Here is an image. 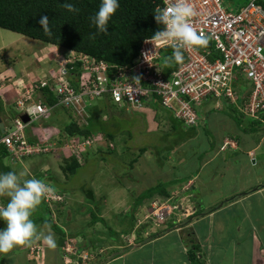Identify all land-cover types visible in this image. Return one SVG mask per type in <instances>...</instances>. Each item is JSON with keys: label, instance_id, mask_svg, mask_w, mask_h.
I'll use <instances>...</instances> for the list:
<instances>
[{"label": "rangeland", "instance_id": "1", "mask_svg": "<svg viewBox=\"0 0 264 264\" xmlns=\"http://www.w3.org/2000/svg\"><path fill=\"white\" fill-rule=\"evenodd\" d=\"M242 2L244 0H223L225 7L230 11H237L241 7ZM32 42V39L24 35L0 28V45L7 44L5 48L0 49V65H10L12 62L21 60L26 56H28L27 59L30 61L31 58L36 59L35 49L40 48L35 47L36 43ZM72 52L75 51H67L62 54L59 68L57 69L60 74L69 60L68 57L72 56ZM47 63L48 61H45L44 58L41 63L37 61L40 68H43ZM37 76L32 75V78H34L33 82L37 81ZM31 85V87L23 86L17 92V97L13 98H19L20 94L24 92L23 90L35 88L33 83ZM35 98L40 101L44 100L39 95H36ZM92 104V106L97 107L96 111L104 120H109L112 115L115 116L120 113V111L114 110L110 111L111 115H109L104 110L105 113L103 114V111H101L103 105H101L102 101L100 100ZM217 104L216 100L205 103L201 109L202 115L200 116L199 125L194 128H188L182 123L181 127H178L177 133L173 132L170 121H164V119H168L170 113L167 112L159 100H153L143 110H132L128 106H126L127 108L123 107L126 109V112L124 111L125 114L123 112L121 114L124 118H117L115 122L120 127V132H123L121 134L124 135L116 140V143H113L115 150L112 151L111 156H107H110L109 159L103 160L104 155L98 156L97 150L99 147L105 150L104 152H108L107 145L109 143L103 139L98 141L91 149L89 148L90 150L87 151V148L83 149L84 153L81 154L83 156L82 167L77 170L75 175H71L68 179H64V182H60L61 184H57L55 180L53 184L57 187V190L58 188L63 190V194L66 196V204L59 211H55L56 208H54V212L51 211L53 216L50 218L57 221V226L62 224L61 227L63 229L70 225L69 228L73 230L71 234L79 236L72 242L76 246L70 244L63 250V254L65 252L67 255L71 254L70 257L73 256V259L70 258L68 261L75 264H84L83 262L77 263L80 254L91 251V261L89 260L88 262L103 264L105 261L117 259L120 254L131 248V244L149 243L156 239L153 236H161V240L167 239L169 238L168 233H173L174 231L177 239L181 236L179 239L186 241L187 244L189 243L188 248L191 247V244L204 243L203 245L208 247V249H205V251L201 250L196 255L201 262L203 261V264H209L210 259L218 254V250H214L215 244H217L215 241L220 239L218 236L223 233L220 222H214L210 217L213 218V215L217 214L216 210L220 209L221 205L224 208L232 205L233 200L231 201L227 198L234 197V192L242 189L247 181L253 182L255 178L258 181V184L252 185V190L256 189L260 183H264V181L260 182L264 177V150L256 151L254 159H249L242 153L244 151L242 146L244 145L257 147V144L262 142L264 147V141H262L264 136L263 125L256 127L259 130L257 133L245 132L242 128L249 131L250 127L255 125V120L243 115L240 109L235 110V105H227L228 103L219 101L222 106L219 109ZM209 107H212V110L208 111ZM154 114L162 121L158 131L152 129V125L149 123L153 121L150 119L154 117ZM61 121L63 122V119ZM34 123V126H37L43 122L40 120ZM30 129L32 127L27 128L26 132ZM189 132H195L196 136L186 137L184 140L178 141L173 145L174 149L170 151L171 153L166 156V151H162L169 144L166 141H172L177 137L183 136V134L188 133L189 135ZM129 135H131V140L124 142V139ZM219 140L221 141L219 142ZM237 141H241L243 145L240 151L231 153L234 160L232 162L226 161V164L218 159L213 162L212 166L215 167V171L219 175H214V177L216 176L215 178L207 179L205 181L206 184H203L199 179V173L202 174V166H206L205 162L206 160L208 161V152L210 150L216 152L217 146L221 147V151L229 152V149H233L236 146ZM60 143H58L59 148L63 146L64 148L62 149L61 157L58 159L59 161L53 160L54 162L49 164L50 162L43 159L46 156L48 158L50 154L42 155V157L33 156L30 160L36 159L34 160L36 164L40 162L39 166H47L48 168H57V165L61 164L63 171L67 164L73 163V157L76 156L65 150L66 141L60 140ZM127 147L129 148L127 149ZM143 147H151V149L140 155V149ZM109 148L110 151L113 150L110 145ZM157 150L160 153L158 158L164 160L163 163H158L155 158ZM87 154L91 156L86 159L84 155ZM52 155L54 156V154ZM136 156H138V161L135 159ZM54 157L57 158L56 156ZM18 164L21 163H15L13 166ZM129 165H132L133 168ZM21 171L22 169L19 168L17 174L22 180L21 182H23L28 178H21ZM204 173L203 171L202 175ZM177 180L180 181V184L168 187L169 182ZM160 183L163 184L162 188L168 187L165 194L158 193L152 198L144 200L136 208V211L132 210L136 203H139L140 200L138 201V198L145 191L156 187ZM82 189L94 190L97 193V200L93 202L85 199ZM248 193L251 194L252 191L250 190ZM245 197L246 195L242 196L244 199ZM258 201L261 203L259 199ZM250 202L252 203V201ZM3 205L5 204L0 203V206ZM64 209L66 210L65 213H63ZM235 209L239 208H233V210ZM88 211L90 214L86 213ZM236 212H239V210ZM93 213L99 219L102 218V220H99L94 225H89L92 221L91 215ZM65 214L68 216L66 220L72 219L70 223L65 220ZM42 216L44 217L45 215H33L32 219L37 226V230L39 229L38 231L47 234V230H52V228L47 223H40ZM254 219L258 225L264 224V210L258 212ZM237 220L242 222V227H239L240 229L238 230L242 240H244L246 234H248V228L254 227L255 223L253 224V220L250 217L244 219L243 216H240ZM236 224L238 223L236 222ZM4 227H6L5 223L0 221V229ZM234 230V225H230L223 239L228 242L238 237L235 234L236 230ZM254 231H260V229L257 228ZM261 232L264 233V230H261ZM260 237L264 238V235L260 234ZM85 244H89V246L80 248L76 254L72 255L75 247ZM232 244L231 241L228 246L230 247ZM19 247H15L6 254L0 253V264H29L25 259V250L21 252ZM232 250L228 248L225 252L222 251L225 253L223 256L224 261L222 260L223 264L234 263V260L231 261L235 257V253ZM241 251L243 252L244 250ZM239 257L240 264H245L243 259H245L246 255L240 254ZM219 262L218 260L215 264H219Z\"/></svg>", "mask_w": 264, "mask_h": 264}, {"label": "built area", "instance_id": "2", "mask_svg": "<svg viewBox=\"0 0 264 264\" xmlns=\"http://www.w3.org/2000/svg\"><path fill=\"white\" fill-rule=\"evenodd\" d=\"M175 2L160 0L157 10L171 7ZM189 3L196 10L190 23L198 33L209 37L207 47H182L185 58L169 76L165 74L162 57L167 49L174 48L153 37L144 40L137 58L124 67H113L86 54L72 52L51 89L58 100L56 106L35 101L34 88L26 89L10 104L20 116L11 118V123L0 131V148L7 151L6 162L12 167L33 156L63 151L64 146L59 148L45 130L42 135L37 134L38 142H31L26 132L29 125L50 121L54 110L61 107L73 112L72 121L84 127L88 125L87 108L106 96L119 107L134 110L143 109L146 102L157 97L188 127L199 125L200 109L211 100L218 102L219 109L222 108L219 101L235 106L241 102L240 111L245 116L259 119L264 114V7L256 0L237 11L228 10L223 0H189ZM75 63L82 64L78 89L66 77L68 64ZM23 116L29 118L28 123ZM66 142L65 150L81 163L83 149L90 150L98 140L76 136ZM49 188L52 191L45 201L54 209L66 196ZM90 257L85 253L82 259L87 262Z\"/></svg>", "mask_w": 264, "mask_h": 264}, {"label": "trees", "instance_id": "3", "mask_svg": "<svg viewBox=\"0 0 264 264\" xmlns=\"http://www.w3.org/2000/svg\"><path fill=\"white\" fill-rule=\"evenodd\" d=\"M251 1L252 0H244L241 6L247 5ZM65 2L74 4L78 9V12H69L67 9H65L63 7ZM256 2L257 4L264 7V0H256ZM100 3L101 0H0V28L24 35L25 37L33 40L60 47L67 51H75L77 53L86 54L97 61H104L113 67H124L131 65L139 55L144 40L153 37V34H155L157 31H161L164 28L163 25L157 24L154 18V13L158 11L157 6L159 5L160 0H120V8L109 21V29L107 34L98 33V30L96 26L93 25L91 19L98 11ZM42 16H47L49 19L51 35L45 34L42 26L39 23V20ZM173 52V49H167L163 53L162 63L167 76L171 74L174 67L180 64L175 62L174 58H172ZM67 68L68 76L66 77L69 79L71 85L78 89L79 84L77 83V77H79L82 72V64H68ZM51 85L52 83L50 82V86ZM43 91L48 98L49 105H56L58 100L55 94L50 91L48 84L43 88ZM155 100H159L161 103L159 98L154 97V101ZM101 101V105H103V107L99 108H101L103 114L106 111V113L111 115L110 111L114 110H118L120 113L115 116L112 115L109 120H104L102 116H99L100 114H98L96 111L97 107L89 106L87 108L89 113V117L87 119L88 125L80 127L76 122L72 121L74 119V113L65 111L67 113L68 121L63 120V122H60L58 126L59 133L53 137V139H55V141L59 144H61L60 140L68 141V138H73L76 136L80 138L86 137L87 139L95 137L98 141L103 139L105 142L109 143L107 145L108 152H104L105 150L100 149L99 147L97 150L98 156L104 155L103 160L109 159V157L112 155V151L115 150L113 143H116V140L120 139L121 136L124 135L121 134L123 132H120V127H118V124L115 122V120H117V118H124V116H121V114H125L126 109L119 107L114 102V100H112V98L110 99L108 96L104 97ZM227 105L231 104L228 103ZM241 105L242 103L239 102V104L234 107L235 110L240 109V107H242ZM164 108L170 113L168 119H164V121H170L173 132L177 133L178 127L180 128L183 122L177 119L169 109L166 107ZM199 115H202L201 109ZM150 120H153L152 122H149L152 125V129L158 131L161 125L160 123H162V121H160L161 119H159V117L154 114V117H152ZM253 120H255V125L250 127L249 131L242 128L245 132L257 133L259 131L256 128L257 126L263 125L264 127V114L261 115L259 119ZM238 126L241 127L240 124H238ZM194 127L195 126L192 128ZM167 134L166 136L169 137ZM195 136V132H189V135L188 133L183 134V136L177 137L172 141H166L169 144L166 145L165 149L162 151H166L167 156L169 153H171L170 151L174 149L173 145H175L178 141L184 140L186 137ZM129 140H131V135L127 136V138L124 139V142H128ZM237 142L240 147L243 145L241 141ZM109 145L113 146V150H109ZM128 148L129 147H127V149ZM150 149L151 147L141 148L140 155L145 154ZM159 154L160 153L157 150L155 153V158L158 163H163L164 160H160L158 158ZM108 155L110 156L107 157ZM6 156V149L0 148V173L13 171L8 162H6ZM55 156L57 158L61 157V151L56 152ZM84 156L87 159L91 155L87 154ZM73 159V163L71 162L64 167L65 172H67L70 176L75 175L77 170L82 167L76 157H73ZM135 159L138 161V156H136ZM129 166L132 167V165ZM179 182V180L170 182L168 187L176 185ZM51 186L55 191L57 190V187H55L53 183ZM161 186H163V184L160 183L156 187L149 188L147 191H145V193L138 198V201H140L139 203H136L132 210L136 211V208H138L144 200L150 199L158 193L165 194L168 187L162 188ZM82 192L85 194V199L93 202L97 200L94 190L82 189ZM59 193L63 194V192ZM6 199L8 198L0 197V202L2 204H6ZM42 203L44 204L45 210H49L45 203V197L43 198ZM61 204L64 203H60L59 205ZM86 213L90 214L89 211ZM37 214L40 213L34 212L33 215ZM46 216L47 215L44 217L42 216L40 223L49 224L52 230L60 235V247H62V245H70V241L72 242L76 238V235L71 234L68 236L61 227L53 223V221L50 219V216ZM91 218L92 221L89 225H94L95 223L99 222V220H102V218L99 219L95 213L91 215ZM153 237L156 238L157 236ZM80 248L77 247L78 250ZM199 249L200 248L198 246H195L194 250L189 252V257L194 264H201V261L196 255L197 250ZM77 262L80 263L82 261L78 260Z\"/></svg>", "mask_w": 264, "mask_h": 264}, {"label": "crops", "instance_id": "4", "mask_svg": "<svg viewBox=\"0 0 264 264\" xmlns=\"http://www.w3.org/2000/svg\"><path fill=\"white\" fill-rule=\"evenodd\" d=\"M32 41H33L32 43H36L35 47L40 48V49H35L36 54H37L36 59L31 58V61H30L29 59H27L28 56H26V57H23L21 60L12 62L10 65H6V66L0 65V106H1L0 108L2 110L0 112L1 114L0 115V131H3L7 127V125L11 123V118L18 116L16 111L11 110V107H9V105L12 104V102H15L17 98H13V97H17L16 96L17 92L19 91V89H22L23 86H30L31 83H33V85H35V88H34L35 91L33 93L34 100L38 102H43L49 105L48 98L46 94L44 93L43 88L46 87L47 83L50 87V91L55 86L58 74H60V72L57 70L59 68V61L62 58L61 57L62 54H65L67 50L54 46V45L43 43L41 41H37L33 39ZM6 46L7 44L0 45V49L5 48ZM37 57H40V58L37 59ZM43 58L45 59V61L47 60L48 63L45 64L43 68H40L38 67L39 65L37 64V61L41 63ZM1 66L4 68H2ZM32 75H38L37 77L39 79L37 78V81L33 82L34 78H32ZM50 82L52 83L51 86H50ZM36 95H39V97L41 96L42 99L44 98V100L43 101L36 100L35 98ZM53 106H56V105H53ZM211 108L212 107H209L207 110L210 111L212 110ZM62 119L67 120V113L65 112L64 109H62L61 107H58L54 110L50 121L43 120L42 121L43 123H40L37 126H34L35 123L30 124L28 129L31 127L32 129H30L27 132V136L29 140L31 142H38L37 136L42 135L43 130L47 131L50 136L55 137L59 133L58 126ZM262 139H263L262 141H264V136L262 137ZM220 141L221 140H219V142ZM220 148L221 147L217 146L216 152H213V150H210L208 152L209 154L208 161L206 160L205 162L206 166H202V174H203V171L205 173L204 175L199 173V176H200L199 179L203 184L205 183L207 179L211 180L214 177V175H219L218 173H216L215 167L212 166L213 162H216L217 159L220 162H223L225 164L227 163L226 161L232 162V160H234V157L231 156V153H233L234 151L241 150V147L240 145H238V143H237V148L229 149V152L227 151L224 152V150L221 151ZM243 148H244V151H242V153L245 154L249 159H254L256 157V151H260L261 149L264 150L262 142L260 144L258 143L257 147H253V146L248 147L244 145ZM54 156L50 154V156L48 157L50 161L48 160L47 156L43 157V159L50 162L49 164L53 163L54 162L53 160L59 161L58 160L59 158H55ZM30 159L31 158H27L21 164H18L17 166H12L11 168L16 173L18 172V169L21 168L22 169L21 178L27 177L28 179H33V178L40 179L49 186H51L52 183L54 184L55 181L57 182V184H61L60 182H64V179H68L70 177V175L67 172H65V170H63L65 173L64 175L62 168H61L62 166L61 164H59V166L57 165V168H48L47 166H42V165L39 166L40 162L36 164V162L34 161L36 159H33V160H30ZM262 181H264V177L260 182ZM177 184H180V183H177ZM253 184H258V181L256 180V178L253 179V182L247 181V183L243 186L242 189H240L237 192H234V197L227 198L228 200H231V201L233 200L232 205L226 208H224L223 205H221V207H219L220 209L216 210L217 214L215 213L216 215H213V218L210 217L211 219H213L214 222L215 221L220 222V225L223 229V233L222 235L218 236V238L220 239L215 241L217 244H215L214 250H218V254H216L215 256H213L212 259H210L209 264L211 262L212 264H215V262L218 260L220 261L219 264H223L222 260L224 261L223 259V256L225 255L224 252L228 248L233 249L232 251L235 253V257H233L231 260V261L234 260L233 264H240V257H239L240 254L246 255L245 259H243L245 264H264V238L260 237V234L264 235V233L261 232V230H264V224L258 225L254 219L255 215L258 212H260L261 210H264V183H260V185L257 187L259 189L257 188H256L257 190L254 189L256 191L252 190ZM250 190L252 191L251 194L248 193L250 192ZM56 192L58 193L63 192V190L58 188ZM94 193L97 197V193L96 192ZM241 194L242 196L246 195L245 199L242 198V196H240ZM255 198H258L261 201V203L258 201V199H255ZM236 199L238 200L235 201ZM250 201H252V203ZM43 203H41L37 207V209L35 210L36 213L47 215L49 213V210L54 212V209H52L53 208L52 205H50L48 202H45L49 209V210H45ZM65 204L66 203L56 206L57 208L55 211H59V209L61 210V208H64ZM235 207H238L239 209L233 210V208ZM237 210H239V212H236ZM65 211L66 210L64 209L63 213H65ZM48 216L52 217L53 215L50 212L47 215V217ZM240 216L241 217L243 216L244 219L250 217L253 220L252 221L253 224L255 223L253 225L254 227L248 228L247 230L248 234H246L244 240H242V236H240V233L238 230L240 229L239 227H242V222H238L237 220L238 217ZM67 217L68 216L65 214V220ZM71 220L72 219L69 218L66 221L70 223ZM235 221L238 224L235 225L236 223ZM53 223L57 225V221H54ZM61 225L62 224H59V227H61ZM230 225H234V228L236 230L234 231H235V234L238 235V237L234 238L233 240H229L227 242L226 239H223V236L226 234L228 227ZM69 227L70 225H67L66 228L64 229L61 227L68 236H70L71 232L73 231ZM256 227L260 229V231L255 232L254 229H257ZM49 231H51L55 235V238L57 241V247L55 249H50L43 242L42 237L40 239L34 238L31 243L21 245L19 247L21 252L25 250L26 261L29 264H75L74 262L68 261L70 258L73 259V256L70 257V255H67L65 253L63 254V249L65 246L62 245V247H60L61 238L57 236L58 234H56L53 230H47V233ZM38 233H43V232L38 231ZM77 237L79 236H76V238ZM160 237L161 236H157L156 239L146 244L145 243L138 244V245L131 244V248L124 251L122 254H120L117 257V259H113L107 262L105 261L103 264H194L189 257V252L191 250H194L195 246H198L200 248L199 250H197V253H199L201 250L205 251V249H208V247L203 245L204 243L201 244L199 242L195 244H191V247L188 248L189 243L187 244L186 241L179 239L181 238V236L177 239L176 233H174V231L173 233L172 232L168 233L169 238L166 237L167 239L161 240ZM231 241L233 244L229 247L228 243H230ZM72 242L70 241V244L72 246H76V244H73ZM88 246L89 244H85L80 247L87 248ZM39 250L40 252H38ZM241 250H244V251L242 252ZM75 251L76 253L78 252V249L76 247H75ZM201 264H203V261L201 262Z\"/></svg>", "mask_w": 264, "mask_h": 264}, {"label": "clouds", "instance_id": "5", "mask_svg": "<svg viewBox=\"0 0 264 264\" xmlns=\"http://www.w3.org/2000/svg\"><path fill=\"white\" fill-rule=\"evenodd\" d=\"M63 7L69 12H78V9L72 3L65 2ZM119 8L120 0H101L98 11L91 18L98 33H108L109 21ZM195 15L196 10L191 6L189 0H176L173 6L161 8L154 13L157 24L163 25L164 28L153 34V38L171 44L174 48L172 58L177 63L183 62L184 59L181 51L182 47H207L209 44V37L198 33L190 23V19ZM39 23L45 34L51 35L48 17L42 16ZM153 100L154 98L146 102L143 109H146ZM17 114L20 116L19 113ZM23 118L24 121L27 118V123L29 122L28 117L23 116ZM234 148H237V143ZM53 154L55 155V153ZM50 191L52 189L40 179L33 178L21 182L15 171L0 173V197L8 198L7 203L0 206V221H3L6 225V227L0 229V253L6 254L17 246L29 244L34 238L40 239L41 237L50 249L57 247L55 235L51 231L47 234L38 233L37 226L32 219L35 210ZM63 203H66V200ZM68 246H65L64 249ZM85 253L90 254V252H83L78 260H81L84 264H92L83 261L82 257ZM74 254H76L75 249L72 255Z\"/></svg>", "mask_w": 264, "mask_h": 264}, {"label": "water", "instance_id": "6", "mask_svg": "<svg viewBox=\"0 0 264 264\" xmlns=\"http://www.w3.org/2000/svg\"><path fill=\"white\" fill-rule=\"evenodd\" d=\"M25 121L27 122V121H28V119L26 118V119H25Z\"/></svg>", "mask_w": 264, "mask_h": 264}, {"label": "bare ground", "instance_id": "7", "mask_svg": "<svg viewBox=\"0 0 264 264\" xmlns=\"http://www.w3.org/2000/svg\"><path fill=\"white\" fill-rule=\"evenodd\" d=\"M163 49L160 50V52H162Z\"/></svg>", "mask_w": 264, "mask_h": 264}]
</instances>
